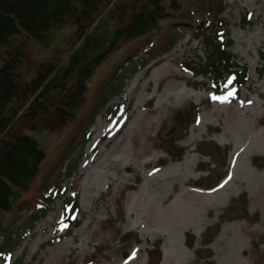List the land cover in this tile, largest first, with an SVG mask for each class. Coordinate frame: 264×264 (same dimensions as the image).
I'll return each mask as SVG.
<instances>
[{"label": "rangeland", "instance_id": "obj_1", "mask_svg": "<svg viewBox=\"0 0 264 264\" xmlns=\"http://www.w3.org/2000/svg\"><path fill=\"white\" fill-rule=\"evenodd\" d=\"M222 3L232 43L229 50L247 70L246 83L232 90L229 82L222 94L213 95L211 83L184 71L188 59L204 56L200 39L188 33L166 52L133 56L135 71L112 102L117 103V113L113 118L107 113L97 116L87 130L82 152L71 150L74 167L62 186L66 196L78 202L80 226L70 235L55 232L61 200L55 201L57 211L22 233L6 264L14 260H20L19 264H149L147 255L153 247L160 253L158 264H231L226 250L232 239L241 264H264V197L252 186L264 185V148H254L243 158L246 171H237L241 163L234 150L251 136L264 135V78L259 76L264 72L260 57L264 54V0ZM246 16L251 25L242 26ZM72 31L71 26L52 29L43 39L28 40L30 52L41 61L63 51L65 60ZM186 91L194 93L188 96ZM252 101L263 105L246 114ZM194 111L197 115L182 136L173 123L174 115ZM240 125L247 126V131L235 133ZM31 134L47 149L48 160L63 149L67 138L63 133ZM170 143L183 150L178 160H173ZM218 150L224 151L220 158L215 155ZM185 158L188 165L181 166L180 179H162L166 169L177 167ZM235 166L238 181H228ZM206 167L208 171L201 170ZM187 180L190 183L185 186ZM227 187V195H222ZM214 189L219 192H207ZM189 196L195 204L185 210ZM242 197L245 209L239 203ZM158 214L165 217L164 223L156 222ZM178 225L182 227L171 236ZM215 230L212 242L203 248L206 233ZM187 234L194 237L192 249L185 245ZM196 253L211 257L197 259ZM4 259L0 257V263Z\"/></svg>", "mask_w": 264, "mask_h": 264}, {"label": "trees", "instance_id": "obj_2", "mask_svg": "<svg viewBox=\"0 0 264 264\" xmlns=\"http://www.w3.org/2000/svg\"><path fill=\"white\" fill-rule=\"evenodd\" d=\"M222 2L0 0V61L6 63L0 72V257L6 260L0 264L10 259L22 233L57 211V200L61 207L55 214L54 231L70 235L80 226L78 202L67 197L62 186L74 167L71 150L82 152L87 130L97 116H115L118 108L113 99L135 71L131 60L137 53L161 54L188 33L200 39L204 56L188 59L184 71L211 83L213 95L222 94L229 82L232 90L246 83L247 70L229 50L232 43ZM248 25L246 16L242 26ZM67 26L73 31L65 60L63 51L41 61L34 57L28 40L43 39L50 30ZM260 57L264 65V54ZM259 76L264 78V72ZM196 115V111L174 115L173 123L182 136ZM31 132L63 133L67 138L63 149L48 160L47 149ZM172 143L173 160H178L183 150ZM223 152L216 151V157ZM261 163L264 167V159ZM244 201L242 197L239 203L245 209ZM216 233H206L203 248ZM185 240L192 249L193 235L187 234ZM155 250L147 255L149 264L159 263L160 253Z\"/></svg>", "mask_w": 264, "mask_h": 264}, {"label": "bare ground", "instance_id": "obj_3", "mask_svg": "<svg viewBox=\"0 0 264 264\" xmlns=\"http://www.w3.org/2000/svg\"><path fill=\"white\" fill-rule=\"evenodd\" d=\"M196 92V96L197 97H201V93H199L198 91H195ZM194 93V92H193ZM193 93H191V92H188V91H186L184 94H186V95H188V96H190V95H193ZM258 96H261V94L260 93H258ZM263 105V103H261V104H259V105H257L254 101H252V103H251V106L250 107H248V108H246L245 109V113L247 114V113H251V111L253 110V109H255L257 106H262ZM202 121L200 120L199 121V124L201 123ZM243 122H246V121H243ZM237 124V123H236ZM239 124V123H238ZM244 124V123H243ZM247 126L245 127V125H240L239 127H237L236 128V132L235 133H243V131L244 132H246L247 131ZM239 131V132H238ZM225 133H227V132H224V134ZM228 133H229V131H228ZM227 133V134H228ZM234 133V134H235ZM263 133L262 132H259V133H257V135H255V136H251L253 139H250L249 141H247L246 143H244V145H242V146H240V145H238V146H235V148H234V150H235V152H237L238 153V157H239V159H238V162H240L241 163V166L240 167H238L237 168V171H239L240 169H242V171H246L245 170V167L244 166H242V164H243V158L246 156L247 157V155L249 154V153H251V150L252 149H254V148H257V147H261V148H264V135H262ZM103 137V135H100L99 136V138H102ZM262 150V149H261ZM188 165V158L186 159H183L182 160V162L177 166V167H174V166H171V167H169L168 169H166L163 173H162V175H161V177H162V179H176V178H178V177H180V175H181V166H187ZM244 165V164H243ZM235 168H236V166L233 168V172H232V174H231V176L229 177V179H228V181H233V182H236V181H238L237 180V178H236V174H235ZM246 173V172H245ZM178 179H180V178H178ZM264 179V178H263ZM175 181V180H174ZM260 182V181H259ZM188 183H190L189 182V180H187L186 182H184V185L186 186ZM256 183V182H255ZM240 184V183H239ZM191 185V184H190ZM262 185L263 184H261V183H259V184H254L253 183V188L254 189H256L259 193L257 194V195H261L262 194V197H264V185H263V188H262ZM224 186H226V185H223V187ZM198 190V189H197ZM222 190V189H221ZM227 190H228V187L224 190V193H222V195H227L226 194V192H227ZM200 191V190H199ZM226 191V192H225ZM200 192H202V191H200ZM210 195H213V194H215V193H217V192H219V191H217V190H212V191H207ZM181 194H188V192H186V191H183V193H181ZM217 196V195H216ZM215 196V197H216ZM189 198V200L190 201H186L185 203H186V207H185V210H191V206L190 205H194L195 204V202H193V201H191V196H189L188 197ZM176 201V200H175ZM174 201V202H175ZM203 208H205L206 207V202L204 203L203 202V204L201 205ZM181 211H183L184 210V206L183 205H181L180 206V208H179ZM157 211V210H156ZM158 213H159V211H158ZM159 215V218L156 220V222H161V223H164V221H165V217L162 215V214H158ZM184 216H187V215H184ZM180 227H182V225H178L173 231H172V233H171V236H174L175 235V231L177 232V230L180 228ZM180 230V229H179ZM178 230V231H179ZM237 251H238V248H237V242L235 241V242H233V239L231 240V241H229V248L226 250V253H227V256H228V258L231 260V264H241V261L237 258V256H236V253H237ZM167 261H169V257L167 256V259H166ZM130 262V261H129ZM129 262H127L126 264H131V263H129ZM119 264V263H118Z\"/></svg>", "mask_w": 264, "mask_h": 264}, {"label": "water", "instance_id": "obj_4", "mask_svg": "<svg viewBox=\"0 0 264 264\" xmlns=\"http://www.w3.org/2000/svg\"><path fill=\"white\" fill-rule=\"evenodd\" d=\"M5 67H6V63L0 61V72L3 71L5 69Z\"/></svg>", "mask_w": 264, "mask_h": 264}]
</instances>
